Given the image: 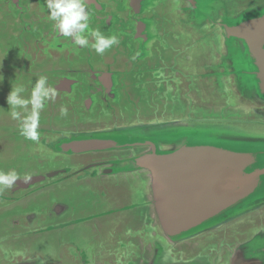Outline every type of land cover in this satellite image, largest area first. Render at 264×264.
Masks as SVG:
<instances>
[{"label":"water","instance_id":"95a60500","mask_svg":"<svg viewBox=\"0 0 264 264\" xmlns=\"http://www.w3.org/2000/svg\"><path fill=\"white\" fill-rule=\"evenodd\" d=\"M86 7L89 44L80 47L60 35L47 0H0L2 65L10 76L2 83L13 79L30 100L44 77L50 102L94 114L101 100L123 97L126 87L117 84L135 76L148 107L86 115L76 124L84 130L49 139L38 125L31 144L48 173L25 168L36 153L22 155L7 171L18 177L7 190L12 197L2 195L0 203L18 200L19 186L34 183L35 191L53 193L52 180L62 190L73 183L93 192L96 176L98 212L64 222L74 208L58 193L46 204L58 219L35 230L36 239L56 236L2 243L0 264H264V0H86ZM120 26L125 37L113 32ZM97 30L119 38L102 55L92 47ZM63 89L66 97L56 100ZM0 96L10 114L8 94ZM61 127L67 124L51 125ZM9 129L0 123L2 161L19 154L20 145L3 138ZM85 157L96 164H75ZM92 219L100 227L88 228L94 237L84 246L61 237L65 227ZM34 234L25 229L0 239Z\"/></svg>","mask_w":264,"mask_h":264},{"label":"flooded vegetation","instance_id":"af4514ba","mask_svg":"<svg viewBox=\"0 0 264 264\" xmlns=\"http://www.w3.org/2000/svg\"><path fill=\"white\" fill-rule=\"evenodd\" d=\"M121 30L119 28H116L113 32H116L117 35L120 36H124L125 37V28L120 26ZM122 33V34H121ZM119 39V38H118ZM154 62H156L157 64L158 59L154 60ZM104 68H108V65H104ZM135 77V76H134ZM123 78V80H121V83L117 84V87H122V91L124 89V87H126V89L124 90V96L123 97H118L119 100L116 99H104V96L101 97V99L106 100V102H101L95 107V111L94 114L96 113L97 116L96 117H104L105 115H107V113L110 112H117V113H124L123 115L129 114L131 110V108L133 109V111H135L136 108H139L140 105H144L146 103H144L143 101H141V97L144 100L145 98V94L141 95L140 93H142L143 91L146 92V87L143 86L141 87L139 85L140 83V79H136V78ZM3 87L5 88V92L7 94H9V92L11 91L12 87H15L14 83H13V79H9V81H3ZM108 84V83H107ZM156 84V82H155ZM135 87V91L138 94L136 100H133L131 97L129 96V93L131 92V88L133 86ZM157 87V84L154 85V88ZM120 89V90H121ZM66 91H68L67 89L64 90L63 89V94L60 96H58L56 98V100H60V98L62 99V96L66 97ZM108 91V89H107ZM122 95V94H121ZM144 96V97H143ZM140 98V99H138ZM127 99V100H126ZM116 101V102H115ZM61 103V102H60ZM53 106H57L58 111L61 112L62 109H60V105L57 103H53L50 102L49 100L45 101L44 107L43 109L39 112V116H38V125L42 127L43 129V137H49L55 133H57V135H62V133H70L71 131H78V130H84V128H80L82 127V125H76L79 123V120H82L84 117H87L92 115L94 116V114H90L89 111H77V110H73L70 113H67V115H62L60 113H57V111L55 113H52V111L54 110ZM145 106L148 107V104H146ZM98 109V110H97ZM13 111V109H12ZM20 111V115L19 118L17 119H13L10 114H0V123H3L5 121H8L9 123V136L7 137V133L5 134V136L3 137L6 141V143L9 142H14L15 145H20L19 146V150L17 151L18 156L17 157H21L22 155H26L27 153H36L34 156L35 158H33V163L31 160H29V158H27L25 161H28V165L30 166H25V168H30L31 165H33V171L34 172H39L42 175H46L48 173V170H46L47 163L44 162L45 166L41 165L40 163H38V158H36L37 153H39V149L37 150L36 148H34L31 144V140L26 139L24 136L21 135L20 133V129L18 128L20 124L23 123L24 120L26 119H30L32 118V108L31 105L29 104L28 107L26 109H22L19 110ZM65 116V117H63ZM63 124H67V128L61 127V128H57L54 129L56 126L60 127ZM51 125L54 126V128H51ZM93 129V128H92ZM41 130V129H40ZM40 133V131H39ZM41 134V133H40ZM6 137V138H5ZM1 138V137H0ZM3 142V140L1 139V143ZM1 148V147H0ZM3 148V146H2ZM24 152V153H23ZM14 155V150L10 153V155ZM88 157L85 158H81L78 159L76 161V165L79 166H88V165H94L96 164L97 158L91 160L90 158L87 159ZM36 161V162H35ZM55 163L61 164L60 162H57L54 160ZM14 164L17 166L18 164H21L20 161H18L16 158L15 159H9L6 158L3 161L0 160V172H4L7 173L8 168H10V166H14ZM23 165V164H22ZM38 165V166H36ZM58 165H54L53 169H56ZM24 167V166H22ZM46 170V171H45ZM52 170V169H50ZM19 172V171H18ZM96 177V176H95ZM95 177H93V186H92V191L90 192L85 186L79 185V184H73V183H68L67 187L65 186V189H59L57 188V185H59V183L52 181H49V178H47L46 176V180L45 182L49 181V186L51 187L52 185H54L52 188L53 193L55 191H62L63 193H67V194H71V196L65 197L64 195V199H62L65 203L68 204V206L73 207L74 209L71 210L69 212V215L66 217V219L64 220V222H70L73 224L75 218H80L83 217H89L92 214H95L97 211V207H98V203L96 200V195L94 194V190H96V186H95ZM68 178V177H67ZM69 179H65L66 182ZM89 180V179H86ZM44 182V183H45ZM62 185V184H61ZM22 186V185H21ZM25 186V185H24ZM36 183L29 185L28 187L26 186L25 188L20 187L22 190L19 191V195L20 198L18 200H14V201H6V202H2L0 203V237L2 236H8V235H13V234H18L23 232L25 229L28 230H34V235H31L33 237V239H20V240H11V239H0V244L4 243V244H9V243H13V244H17L19 245V243H23V242H28V241H38L39 243L42 242H47L50 239H52L54 236L56 235H51L49 238L48 237V233L45 234H41L37 237L36 239V233L35 230L39 227L44 228V226H48V224H51L53 222V220H57L58 218H54L52 216H50L48 214V209H46L47 205H53V202L55 201V199H51L48 197L47 194L52 193L51 190H45V189H39L35 191V187ZM48 189V188H47ZM7 190H10L9 188H5L2 191H0V196H11L10 193L7 192ZM47 191V192H46ZM59 193V192H58ZM62 193V194H63ZM15 196V194H13ZM12 197V196H11ZM61 196L57 197V199H60ZM47 204V205H46ZM45 206V207H44ZM64 212L67 211V209H59L57 212ZM31 212H34L35 214H37L38 216H34V217H30L29 215H27L28 213L30 214ZM68 213V212H67ZM66 213V214H67ZM93 221L90 220H84L82 221V223L77 224L76 228H70L67 229L68 227H65L66 229L63 230L61 232V237L65 238V241H69V242H74L76 244H79V246H84V244L86 243L85 240L88 238V234L86 233V230L90 227H94V225H96L95 227L99 229V222L96 221V219H92ZM42 221V222H41ZM37 223H39L41 226H37ZM71 225V224H70ZM63 241V242H65ZM62 242V243H63ZM79 259L82 260V257H78L75 256ZM84 258V257H83ZM77 261V260H76ZM75 263V262H74ZM62 264H66L65 262Z\"/></svg>","mask_w":264,"mask_h":264},{"label":"clouds","instance_id":"9594fccd","mask_svg":"<svg viewBox=\"0 0 264 264\" xmlns=\"http://www.w3.org/2000/svg\"><path fill=\"white\" fill-rule=\"evenodd\" d=\"M47 7L50 10V20L55 23L60 35L71 38L80 47H87L89 38L86 32L89 28L90 12L86 7V0H47ZM94 37L92 47L97 54H103L107 49L118 43L115 36H105L100 31L91 33ZM25 89L22 85L12 87L7 96L8 105L13 109L11 116L13 119L19 118L20 111L26 109L31 104L32 118L23 121L20 133L28 140L38 141L39 133L38 116L43 109L45 101L54 97V93L48 86L47 79L41 77L34 85L30 100L24 96ZM62 115H66V110H61ZM17 175L14 172H0V191L14 186ZM30 177H25V182Z\"/></svg>","mask_w":264,"mask_h":264},{"label":"rangeland","instance_id":"374dc122","mask_svg":"<svg viewBox=\"0 0 264 264\" xmlns=\"http://www.w3.org/2000/svg\"><path fill=\"white\" fill-rule=\"evenodd\" d=\"M6 42H5V39H4V37H1V34H0V95L2 94V95H4L5 94V92H3V91H5V88L6 87H3V83H2V81H1V79L2 78H10V76H9V73L8 72H5V68L3 69V63H5L4 62V60L5 59H7V58H5V56L3 57V54L4 53H2V49L3 50H5V44ZM3 64V65H2ZM7 89V88H6ZM1 97V96H0ZM9 110H7V108L5 109V106H4V104L2 103V101H1V99H0V114L2 115V114H5V113H7ZM1 153H3V150H1ZM17 160L18 161H20V162H22V159H21V157H18L17 158ZM49 197H51V198H56L57 196H58V192L57 191H55L54 193H49V194H47ZM59 195L61 196V197H64V194H60V192H59ZM65 196L66 197H68V196H71V194H65ZM86 233L89 235V236H91V240H92V238L94 237L93 235H91V234H93L94 232L92 231V229L90 230V232H89V230L87 229L86 230ZM87 239H89V237L87 238ZM83 240H86V239H83Z\"/></svg>","mask_w":264,"mask_h":264}]
</instances>
